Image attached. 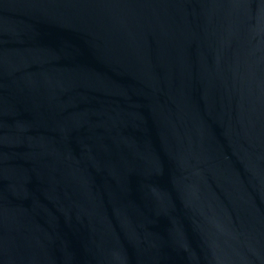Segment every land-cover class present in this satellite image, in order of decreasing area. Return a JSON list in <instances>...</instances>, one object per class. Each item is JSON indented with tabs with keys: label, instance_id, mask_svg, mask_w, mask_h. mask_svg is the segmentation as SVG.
<instances>
[{
	"label": "water",
	"instance_id": "1",
	"mask_svg": "<svg viewBox=\"0 0 264 264\" xmlns=\"http://www.w3.org/2000/svg\"><path fill=\"white\" fill-rule=\"evenodd\" d=\"M0 264H264V0H0Z\"/></svg>",
	"mask_w": 264,
	"mask_h": 264
}]
</instances>
